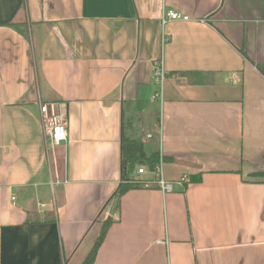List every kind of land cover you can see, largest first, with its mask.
<instances>
[{
    "label": "crops",
    "instance_id": "obj_1",
    "mask_svg": "<svg viewBox=\"0 0 264 264\" xmlns=\"http://www.w3.org/2000/svg\"><path fill=\"white\" fill-rule=\"evenodd\" d=\"M165 9L190 20L162 25ZM257 65L264 0H0V264H81L106 220L92 264H264ZM48 102L66 115L56 145ZM137 134L171 192L136 168L115 196Z\"/></svg>",
    "mask_w": 264,
    "mask_h": 264
},
{
    "label": "built area",
    "instance_id": "obj_2",
    "mask_svg": "<svg viewBox=\"0 0 264 264\" xmlns=\"http://www.w3.org/2000/svg\"><path fill=\"white\" fill-rule=\"evenodd\" d=\"M170 20L189 21L190 19L187 15L181 14L172 9L162 10L161 13L162 25H164L166 22ZM166 39L167 38L165 37V35L162 34V38H161L162 44L166 41ZM165 75L166 74L163 70L162 63L160 60L154 67V72H153L154 81L160 85L163 82ZM39 111H40L42 131L46 141L50 145H56L58 143L66 141L67 139L66 115L65 113L60 111L58 103L56 102L42 103L39 105ZM147 137L150 138L151 136L148 134ZM162 163H163V159L161 154H159L158 163L153 168L149 169L148 167L146 168V166L141 165L140 167L137 168L136 173L143 174L145 172H148L151 175V179L148 181L146 180L145 182L142 181V184L145 185L148 183H154L156 187L163 194H166L172 191L173 185L171 181H168L163 177ZM186 178L187 176L183 175L180 178V181H183ZM11 199L14 201L15 197L12 196Z\"/></svg>",
    "mask_w": 264,
    "mask_h": 264
},
{
    "label": "trees",
    "instance_id": "obj_3",
    "mask_svg": "<svg viewBox=\"0 0 264 264\" xmlns=\"http://www.w3.org/2000/svg\"><path fill=\"white\" fill-rule=\"evenodd\" d=\"M240 53L247 57L243 50H239ZM258 70L264 74V65H257ZM159 159V154L156 151H152L149 154H146L143 150V144L141 140H139L136 137H130L126 135L121 136V164H120V170H121V180L126 182L129 177V175L132 173L134 167L136 164H144L143 166L148 167L149 169L153 168L157 163ZM163 161H165V157H162ZM200 180L199 176H191L190 181L191 182H197ZM134 185L129 183L120 184L115 192V196L119 197L122 195L126 190L130 189ZM111 221L106 220L102 223V227L100 230V233L98 237L96 238L91 250L83 260L81 264H92L97 252V249L99 248L100 244L104 240V237L106 235L107 229L110 225Z\"/></svg>",
    "mask_w": 264,
    "mask_h": 264
},
{
    "label": "rangeland",
    "instance_id": "obj_4",
    "mask_svg": "<svg viewBox=\"0 0 264 264\" xmlns=\"http://www.w3.org/2000/svg\"><path fill=\"white\" fill-rule=\"evenodd\" d=\"M126 124H127V126H126V128H127L129 126V123H126ZM137 135H132L131 137L141 138L140 134H137ZM151 145H152V149H153V150H151V152L152 151H156V149H157V140H154V142H151ZM140 165H144V164H136L134 169L140 167ZM138 184H140V183H135V185H138Z\"/></svg>",
    "mask_w": 264,
    "mask_h": 264
}]
</instances>
